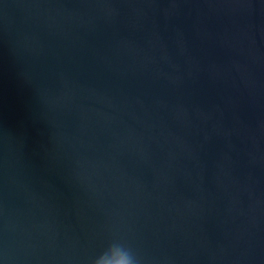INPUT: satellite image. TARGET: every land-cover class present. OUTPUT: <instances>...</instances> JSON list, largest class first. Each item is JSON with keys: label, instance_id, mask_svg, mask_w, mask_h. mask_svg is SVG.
I'll return each instance as SVG.
<instances>
[{"label": "water", "instance_id": "obj_1", "mask_svg": "<svg viewBox=\"0 0 264 264\" xmlns=\"http://www.w3.org/2000/svg\"><path fill=\"white\" fill-rule=\"evenodd\" d=\"M114 244L264 264V0H0V264Z\"/></svg>", "mask_w": 264, "mask_h": 264}, {"label": "clouds", "instance_id": "obj_2", "mask_svg": "<svg viewBox=\"0 0 264 264\" xmlns=\"http://www.w3.org/2000/svg\"><path fill=\"white\" fill-rule=\"evenodd\" d=\"M111 255H102L99 257L95 264H138L137 258L130 249L125 248L123 245L114 244L110 249Z\"/></svg>", "mask_w": 264, "mask_h": 264}]
</instances>
